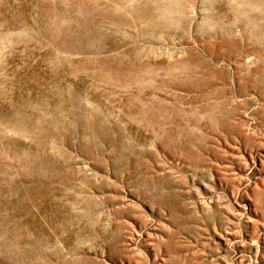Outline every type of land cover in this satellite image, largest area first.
Masks as SVG:
<instances>
[{
	"label": "rangeland",
	"instance_id": "1",
	"mask_svg": "<svg viewBox=\"0 0 264 264\" xmlns=\"http://www.w3.org/2000/svg\"><path fill=\"white\" fill-rule=\"evenodd\" d=\"M0 264H264V0H0Z\"/></svg>",
	"mask_w": 264,
	"mask_h": 264
}]
</instances>
